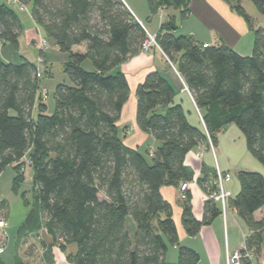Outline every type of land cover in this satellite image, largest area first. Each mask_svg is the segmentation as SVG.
Returning <instances> with one entry per match:
<instances>
[{
	"label": "trees",
	"instance_id": "obj_1",
	"mask_svg": "<svg viewBox=\"0 0 264 264\" xmlns=\"http://www.w3.org/2000/svg\"><path fill=\"white\" fill-rule=\"evenodd\" d=\"M225 1L254 29L253 53L242 55L225 44L205 45L192 35L176 34L175 16L163 22L157 43L191 92L201 111L200 123L188 119L171 83L157 70L149 71L136 88L137 126L158 143L147 154L127 145L119 127L131 90L125 73L114 70L143 52L148 37L126 3L15 2L31 13L48 43L69 55L64 72L72 84L56 86L55 108L49 114L48 91L41 86L49 66L42 63L43 70L26 56L15 63L1 55L6 43L20 49L23 24L12 5L0 2V174L12 166L18 192L26 180L25 167L33 170L34 200L30 204L22 194L31 210L18 235L43 226L62 249L77 245L76 254L68 257L75 264H173L166 259L169 244L178 248L176 264H199L198 251L181 244L172 204L161 188L180 189L183 182L194 180V170L185 163L187 155L197 147H202L199 153L213 154L210 142L215 150L219 136L231 124L240 128L249 152L264 167V27L254 28L245 0ZM248 1L264 15V0ZM148 3L152 15L169 7L179 9L183 18L189 14L190 0ZM82 44L85 51L74 50ZM45 51H40L42 58ZM87 59L93 63L92 71L83 66ZM235 173L240 190L229 206L247 224L245 243L258 258L263 250L264 216L256 219L254 214L264 207V174L247 169ZM215 181L216 168L204 164L198 185L210 193L216 189ZM179 201L182 224L190 237L223 213L218 203L206 199L204 216L197 219L189 189ZM4 206L2 201L0 209ZM35 213L38 219L32 221ZM48 263L53 264V259ZM0 264H6L1 254ZM14 264L26 263L17 255Z\"/></svg>",
	"mask_w": 264,
	"mask_h": 264
},
{
	"label": "crops",
	"instance_id": "obj_2",
	"mask_svg": "<svg viewBox=\"0 0 264 264\" xmlns=\"http://www.w3.org/2000/svg\"><path fill=\"white\" fill-rule=\"evenodd\" d=\"M123 1L129 7L137 20L145 27L147 32L151 34L156 35L161 24L168 20L166 19L162 21L161 19L157 25H153L152 21L147 24V22L144 21L145 18H147L146 14L138 15L137 11L128 3L127 0ZM131 1L135 2L134 0ZM2 3L7 2L3 1ZM12 4L15 5L20 12L22 11L18 8V5H16L15 0H12ZM244 4L245 2H243V5ZM22 12L26 13H24V16L19 14L23 24V33L20 37V49L23 41L26 45L29 44V46L38 45L36 42L39 41V38L43 33L41 28L37 26L36 22L32 18L31 13L29 11ZM169 14L170 17H172L171 15L174 13ZM181 18L182 20L180 23L176 21L178 26L177 30H175L176 34L192 35L203 44H225L235 49L242 55H251L253 53L255 39L254 29L249 25V23H247L244 16L233 9L225 0H190L188 16L186 18L181 16ZM149 26L152 27L149 28ZM254 28H257L255 21ZM32 41L34 43H31ZM85 49V44L74 47V50L85 51ZM38 50L40 53V48ZM48 57L49 50L47 49L43 58L41 55H38L36 57V61H33L39 65L38 62L42 60L43 64L47 65L44 61H47ZM118 70L122 71L127 76L131 90L129 100L123 107L121 119L119 121V127H123L122 133L127 145L141 149V147L145 146V144H152L153 150L158 144L150 134L139 129L136 123V88L138 84L144 80L147 73L152 70H157L171 83L176 92L175 100L183 106L188 119L194 124L200 123V110L198 111L191 92L185 88L187 85L178 72L176 66L173 63L171 64L165 54H163V52L159 49L152 48L148 51H143L130 57L128 60L118 65L114 71ZM126 125H128L129 128L125 127ZM229 127L230 125L228 128ZM233 132L237 136L240 135L238 134L239 132H237L236 128ZM224 134L225 131L219 136L217 145L220 156L236 152L234 143H228ZM201 150L202 147H197L187 155L185 160V163L189 165L197 174V178L201 176L204 164L212 169H215L216 166H218V168L222 171L230 170L226 167V165L221 163L220 156L216 153V148L215 156L209 151H204L203 156L200 157L198 154ZM196 157L199 158V160ZM242 160H245V165L237 167L238 169L254 170L264 174L263 165L255 160L252 161L249 156H247L246 152H244ZM238 169H236V171ZM227 188L231 191L232 196L233 194L236 195L240 190V183L237 179L233 180L232 178V180L227 184ZM194 189V199L192 204L193 213L197 219H202L204 216L205 192L201 187V192L196 186ZM178 190L179 188L174 186H163L161 188L164 198L175 205L173 208V216L177 224L181 244L198 251L200 254L199 264H227V255L232 254L234 251L239 250L243 246L245 238L249 233L247 224L239 217L235 208L228 206L225 213L223 212L210 224L202 226L196 236L190 237L187 235L182 224V206L177 203V200H179ZM254 216L256 219L262 218L264 216V207L256 211ZM254 264H264V234L263 250L261 255L258 258H255Z\"/></svg>",
	"mask_w": 264,
	"mask_h": 264
},
{
	"label": "rangeland",
	"instance_id": "obj_3",
	"mask_svg": "<svg viewBox=\"0 0 264 264\" xmlns=\"http://www.w3.org/2000/svg\"><path fill=\"white\" fill-rule=\"evenodd\" d=\"M3 1L12 5L19 12V14H21V16H24V13H26L22 11L20 12L17 7L12 4V0H0V2ZM127 1L137 11L138 15H147V18H145L144 20L145 22H147V24L152 21L153 25H157L159 20L162 19L163 21L169 19V13H174L171 16H175L178 23H180L182 20L179 10H176L174 7L164 8L162 12H158L156 15H152L150 12L148 0H134L135 2H132L131 0ZM244 2L245 9L253 17L257 27H264V15L258 11L257 7L251 1L245 0ZM150 27L152 26H149V28ZM41 41L42 36L39 38V41L36 42L38 43V45L36 46H29V44L26 45L23 41L21 49L19 50H15L9 43H6L5 45H3L1 55L3 59H5V61H13L15 63H20L23 59L22 56H26L30 60L36 61V57L40 55L38 49H42ZM48 41L49 57L47 61H44V63L49 66L50 72L41 77V86L48 91L45 102L49 107L48 113L52 114L55 108L54 90L56 86L60 83L72 84V82L69 76L64 72V63L69 56L68 53L61 51L55 44L52 43V41ZM31 43L34 42L32 41ZM83 66L89 69L88 71H92V69H94L93 63L90 59H87L83 63ZM42 69L44 70L43 65ZM125 127L129 128L128 125H126ZM235 128L237 132H239V136H237L233 132ZM122 131L123 127L120 126L121 135ZM224 135L226 136L225 138L226 140H228V143H234L236 152L228 153L225 156H220L219 149L216 147V153L218 156H220L221 163H223L227 168L230 169L229 171L233 174V180H238L235 171L236 169H238L237 167L245 165V160H242L244 152H246L247 156H249L252 161H259H257V159L249 152L244 134L237 125L231 124L229 128L227 127L225 129ZM148 149H152V144H145V146L141 147L143 153L146 154ZM197 159L199 160V158ZM25 175L26 180L19 187L18 192H15V169L12 166H8L0 174V205L2 201L6 203V206H4V210L0 209L1 215H4L6 219V227L2 231H0V245H2L1 242L4 241L3 239L6 238L4 252H0L1 257L4 259L6 264H14V260L17 255H19L22 258L23 262H25L26 264H49V259H53V264H75L74 261L70 260L68 257L70 256V254H76L77 245L74 243L68 244L65 249H62L60 245L54 244L53 241H51V238L46 235L43 226L39 230H31L29 232L23 231L22 235H18V228L21 226L31 210V206L25 204L22 198V194L24 193L30 204H33L34 200L32 185L33 170L30 166L25 167ZM189 184V189L192 193L193 204L195 186L201 192L200 187L197 185L198 183L196 173L194 176V180L190 181ZM178 191L179 199H182L181 192L180 190ZM233 196H235V194H233ZM204 199L206 200L205 197ZM177 203L181 206V201L177 200ZM174 207L175 205L172 204V208ZM38 216L39 214L35 213L33 215L34 219L32 221L37 220ZM129 221L132 222L131 217H129ZM135 228L136 226L133 224V226L131 227V231L133 232ZM44 240L45 242H48L52 248L44 243ZM47 250L50 251L49 255H46ZM166 259L170 263H177L178 248L176 246L169 244Z\"/></svg>",
	"mask_w": 264,
	"mask_h": 264
},
{
	"label": "built area",
	"instance_id": "obj_4",
	"mask_svg": "<svg viewBox=\"0 0 264 264\" xmlns=\"http://www.w3.org/2000/svg\"><path fill=\"white\" fill-rule=\"evenodd\" d=\"M15 2H17V0H15ZM25 9H26L25 6H20V10H25ZM160 12H162V9ZM147 33H148V37L144 40L143 45H142L143 51H148L152 48H157L161 52H163L159 44L157 43L156 35L151 34L149 32ZM41 42H42L41 50H47L49 47V43L47 42V40L44 37H42ZM39 63L42 65L43 62L40 60ZM41 70L42 69L40 67L39 71ZM185 88L188 89L187 87ZM210 146L213 151V155L215 156V150H214L212 142H210ZM202 155L203 153L198 154V156L200 157H202ZM231 180H232L231 173L223 172L220 168H218V166H216V181H215L216 189L213 192L205 193L206 199H210L218 203L221 206L222 211L224 213L226 212L229 206V201L232 197L231 191L228 190L227 188V184ZM189 186H190L189 182H183L181 184L180 189H179L181 192V198H186V191L189 189ZM5 226H6V220L2 217L0 213V231H2L5 228ZM3 250H4V245H1L0 251H3ZM254 261H255V254L247 248L245 241L243 243V246L239 250H236L232 254L227 255V264H254Z\"/></svg>",
	"mask_w": 264,
	"mask_h": 264
}]
</instances>
